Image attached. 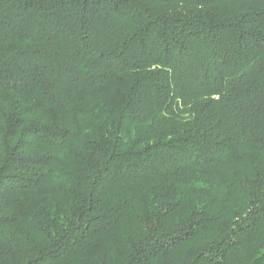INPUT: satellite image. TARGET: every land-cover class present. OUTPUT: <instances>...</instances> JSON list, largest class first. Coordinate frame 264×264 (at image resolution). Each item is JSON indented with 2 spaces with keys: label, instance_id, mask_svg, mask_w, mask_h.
<instances>
[{
  "label": "trees",
  "instance_id": "trees-1",
  "mask_svg": "<svg viewBox=\"0 0 264 264\" xmlns=\"http://www.w3.org/2000/svg\"><path fill=\"white\" fill-rule=\"evenodd\" d=\"M0 264H264V0H0Z\"/></svg>",
  "mask_w": 264,
  "mask_h": 264
}]
</instances>
